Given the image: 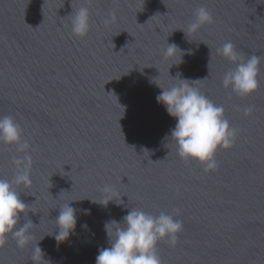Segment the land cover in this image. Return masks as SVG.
<instances>
[{
    "label": "water",
    "instance_id": "95a60500",
    "mask_svg": "<svg viewBox=\"0 0 264 264\" xmlns=\"http://www.w3.org/2000/svg\"><path fill=\"white\" fill-rule=\"evenodd\" d=\"M81 7L91 25L82 38L71 31ZM199 7L214 22L189 33ZM228 41L244 60L261 58L259 88L246 97L222 83L235 68L217 53ZM168 43L179 48L174 58L164 57ZM180 78L238 130L214 171L178 155L176 121L157 103L156 83ZM4 116L21 125L30 159L0 143V179L28 171L31 184L13 187L27 204L17 227L33 224L23 248L8 235L0 264H36L37 244L38 264H96L109 247L106 223L131 208L183 222L174 247L158 242L162 264H264V0H0ZM67 203L77 224L58 242L55 218Z\"/></svg>",
    "mask_w": 264,
    "mask_h": 264
},
{
    "label": "clouds",
    "instance_id": "9594fccd",
    "mask_svg": "<svg viewBox=\"0 0 264 264\" xmlns=\"http://www.w3.org/2000/svg\"><path fill=\"white\" fill-rule=\"evenodd\" d=\"M213 22L212 13L206 7H199L194 12V20L189 24L188 32L194 33L201 26ZM90 27L89 8L81 7L75 10L71 19L72 33L82 38L87 35ZM177 49L179 48L176 44L168 43L164 57L174 58ZM217 53L235 63V68L224 76L222 83L225 88H231L240 97H246L258 90L261 61L259 56L251 54L244 60L230 41L218 48ZM198 80L201 79L195 81ZM189 81L191 80L180 78L177 84L167 88L155 82L161 89L156 100L176 121L170 130V137L177 145L178 155L186 161H198L204 166L205 172L214 171L218 168L215 153L220 148L232 147L238 130L230 126L224 115L223 106L216 105ZM250 112V108L245 109L246 115ZM22 134L21 125L13 117H0V143L15 145L17 151L25 153V159H30L26 151L30 145L22 139ZM14 160L17 165L21 163L20 160L15 158ZM13 184L29 186L31 180L28 171L18 170L12 181L0 179V247L5 245L10 234L16 239L17 246L23 248L29 243V229L33 223L29 219L17 227L27 204L21 199ZM104 191L110 189L105 188ZM112 200L108 199L101 204L107 205ZM176 211L178 214L179 210ZM55 221L59 228L55 239L58 242L66 240L76 228V209L70 203L61 206ZM109 225H112L111 229ZM105 227L109 247L98 251L96 264H162L157 244L161 240H166L174 247L179 234L183 231V222L163 211L154 216L143 210L131 208L121 222L112 220L106 223ZM41 257L43 258V253L37 244L33 261L38 264Z\"/></svg>",
    "mask_w": 264,
    "mask_h": 264
}]
</instances>
